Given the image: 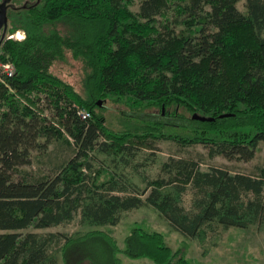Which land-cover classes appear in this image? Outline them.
Segmentation results:
<instances>
[{
    "label": "trees",
    "instance_id": "obj_1",
    "mask_svg": "<svg viewBox=\"0 0 264 264\" xmlns=\"http://www.w3.org/2000/svg\"><path fill=\"white\" fill-rule=\"evenodd\" d=\"M33 1L7 31L23 29L25 38L6 35L0 44L2 64L14 69L9 75L0 65V264H59L50 243L61 239L63 264H123L120 254L191 264L163 232L136 226L120 247L111 231L99 228L147 205L184 237L202 240L219 227L263 221L264 167L251 175L171 156L162 165L166 176L143 189L92 173L93 152L129 163L126 155L159 138L202 144L228 159L254 158L264 142V0H246V12L240 0H141L137 12L129 0ZM169 7L177 12L173 21ZM59 21L77 33L47 31ZM68 54L86 72L83 92L53 69ZM194 113L213 119H194ZM54 140L74 153L54 175L22 170L34 150L45 153ZM76 214L89 230L21 232Z\"/></svg>",
    "mask_w": 264,
    "mask_h": 264
},
{
    "label": "rangeland",
    "instance_id": "obj_2",
    "mask_svg": "<svg viewBox=\"0 0 264 264\" xmlns=\"http://www.w3.org/2000/svg\"><path fill=\"white\" fill-rule=\"evenodd\" d=\"M19 1L23 3L25 0ZM140 4L141 0H129L130 8L136 12L139 11ZM237 6L241 11H247L246 0H240ZM167 13L170 20L173 21L177 12H175L174 7H169ZM158 18H161V16L159 15ZM13 22V20L10 21L9 27L13 25ZM170 24L173 25V22H170ZM180 26L177 27L176 24L175 27L178 29ZM53 29H58L63 34L71 36L77 33V28L69 21H59L47 27V31ZM6 35L8 38H10V35H15L11 38L14 40H22L26 36L23 29H18ZM18 36H21L22 39L17 38ZM2 63L3 61L0 59V65ZM10 65L13 66L11 63ZM82 66L81 60H76L72 58L71 54H68L64 60L57 62L53 69L62 78L74 84L76 89L83 92L86 72ZM109 105L112 107V120L119 119L115 112V109L118 110L117 106L112 103ZM45 113L51 116L49 109H46ZM93 154V177H96L97 171L101 170L98 173L99 181L106 180L110 174H113L115 178H120L140 189L145 188L149 181L166 176V173L162 170V165L171 156H193L200 161L203 169L216 165L226 167L231 172L251 175L264 167V142L259 144V149L254 158L248 161L239 158L228 159L221 154H212L210 148L202 144L183 146L175 140L162 138L156 139L150 148L141 147V149H136L133 153L126 155V158L130 160L129 163H125L119 156L107 155L97 151ZM73 155V149L68 144L62 140H54L45 153L34 150L31 164L21 168L33 176L54 175L57 165L67 162ZM20 176V174H15L16 178ZM192 196L193 191L190 189L183 196V202L187 207L191 203ZM136 226L148 231L163 232L167 244L173 250L180 249L191 264H264V219L245 229L219 227L217 232H209L202 240L184 237L178 231L172 229L155 208L147 205L124 213L120 223L115 226L99 228L111 231L119 246L124 247L126 235ZM90 228V226L82 224L80 215L76 214L72 220L60 225L48 228L29 227L21 232L32 231L40 234L62 232L66 235H76L77 233L86 232ZM63 242L64 240L61 239V241L55 240L50 243L53 251L58 250L59 264H63L59 251ZM120 256L124 260V262L122 261L123 264H156L148 258L131 259L124 254H120Z\"/></svg>",
    "mask_w": 264,
    "mask_h": 264
},
{
    "label": "flooded vegetation",
    "instance_id": "obj_3",
    "mask_svg": "<svg viewBox=\"0 0 264 264\" xmlns=\"http://www.w3.org/2000/svg\"><path fill=\"white\" fill-rule=\"evenodd\" d=\"M33 3V0H25L23 3L19 0H0V20L6 18L0 27V44L6 37L9 23L13 17L19 15L23 8L30 7Z\"/></svg>",
    "mask_w": 264,
    "mask_h": 264
},
{
    "label": "built area",
    "instance_id": "obj_4",
    "mask_svg": "<svg viewBox=\"0 0 264 264\" xmlns=\"http://www.w3.org/2000/svg\"><path fill=\"white\" fill-rule=\"evenodd\" d=\"M15 35H10L9 37L10 38H13ZM1 66L4 68V71L6 73H8L9 75L13 74L14 72V69H13V66L10 65V63H6V64H1ZM80 115L83 117V118H89L90 117V113L85 110V109H82L80 110Z\"/></svg>",
    "mask_w": 264,
    "mask_h": 264
},
{
    "label": "water",
    "instance_id": "obj_5",
    "mask_svg": "<svg viewBox=\"0 0 264 264\" xmlns=\"http://www.w3.org/2000/svg\"><path fill=\"white\" fill-rule=\"evenodd\" d=\"M5 21H6V18H5V17L2 18V19L0 20V27L3 25V23H4ZM99 104H101V101H99ZM227 115H229V114H228V113H226V114H222L221 117H223V116H227ZM193 118H194V119H199V120H202V121L212 120V119H213V117H208V116L200 115V114H198V113H194V114H193Z\"/></svg>",
    "mask_w": 264,
    "mask_h": 264
},
{
    "label": "bare ground",
    "instance_id": "obj_6",
    "mask_svg": "<svg viewBox=\"0 0 264 264\" xmlns=\"http://www.w3.org/2000/svg\"><path fill=\"white\" fill-rule=\"evenodd\" d=\"M17 38H21V39H22V37H21V36H18Z\"/></svg>",
    "mask_w": 264,
    "mask_h": 264
},
{
    "label": "crops",
    "instance_id": "obj_7",
    "mask_svg": "<svg viewBox=\"0 0 264 264\" xmlns=\"http://www.w3.org/2000/svg\"><path fill=\"white\" fill-rule=\"evenodd\" d=\"M121 259H122V261L124 262V260H123V258L121 257ZM140 259H142V258H140Z\"/></svg>",
    "mask_w": 264,
    "mask_h": 264
}]
</instances>
